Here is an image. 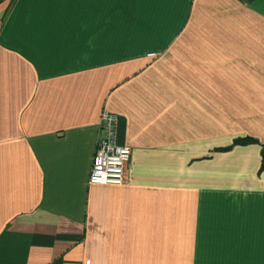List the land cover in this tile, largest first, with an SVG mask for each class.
I'll list each match as a JSON object with an SVG mask.
<instances>
[{
  "label": "crops",
  "instance_id": "obj_1",
  "mask_svg": "<svg viewBox=\"0 0 264 264\" xmlns=\"http://www.w3.org/2000/svg\"><path fill=\"white\" fill-rule=\"evenodd\" d=\"M262 143L264 0H0V264H264Z\"/></svg>",
  "mask_w": 264,
  "mask_h": 264
},
{
  "label": "built area",
  "instance_id": "obj_2",
  "mask_svg": "<svg viewBox=\"0 0 264 264\" xmlns=\"http://www.w3.org/2000/svg\"><path fill=\"white\" fill-rule=\"evenodd\" d=\"M99 135L89 182L123 185L127 182L132 148L118 139V116L104 110L99 119Z\"/></svg>",
  "mask_w": 264,
  "mask_h": 264
},
{
  "label": "trees",
  "instance_id": "obj_3",
  "mask_svg": "<svg viewBox=\"0 0 264 264\" xmlns=\"http://www.w3.org/2000/svg\"><path fill=\"white\" fill-rule=\"evenodd\" d=\"M257 142L258 140L252 136L241 137L235 140V142L232 145L219 148V150L227 151L234 145H247V144H252V143H257ZM261 145H262V154L264 156V144L262 143Z\"/></svg>",
  "mask_w": 264,
  "mask_h": 264
}]
</instances>
